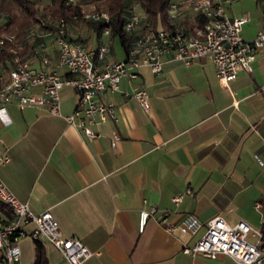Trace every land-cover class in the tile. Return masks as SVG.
<instances>
[{
    "label": "crops",
    "instance_id": "obj_1",
    "mask_svg": "<svg viewBox=\"0 0 264 264\" xmlns=\"http://www.w3.org/2000/svg\"><path fill=\"white\" fill-rule=\"evenodd\" d=\"M257 4L261 17L251 39L263 26L262 0ZM231 13L232 6L228 14L237 17ZM72 25V40L87 49L113 43L106 62L119 60L109 36L83 37ZM42 43L55 64L52 36L35 38L27 57L38 65ZM138 90L148 93V111L133 97ZM102 97L116 104L119 118L96 127L100 137L93 141L64 117L78 105L72 86L61 90V116L0 101V139L11 158L0 165L1 179L34 213L49 210L65 236L94 252L83 264H238L225 254L210 259L183 252L205 227L190 235L167 226L187 215L205 226L221 215L231 226L261 225L263 236L264 168L255 155L264 161V50L258 51L252 72H242L228 88L217 80L209 59L190 67L166 60L161 73L144 67L136 79L124 78L119 91ZM177 194H183L178 204L172 200ZM151 208L156 212L141 232L140 212ZM41 242L48 264H69L58 249ZM20 246L21 264L27 257L34 264L35 240L24 238Z\"/></svg>",
    "mask_w": 264,
    "mask_h": 264
},
{
    "label": "built area",
    "instance_id": "obj_2",
    "mask_svg": "<svg viewBox=\"0 0 264 264\" xmlns=\"http://www.w3.org/2000/svg\"><path fill=\"white\" fill-rule=\"evenodd\" d=\"M239 0H170L167 8L166 26L153 28L146 15L134 10L128 18L125 29L136 33L127 56L123 60L106 62L111 48L102 45L87 49L81 42L68 35V23L61 19L55 33H41L35 30V38L52 36L58 59L54 64L45 49L39 46V64L35 65L23 51L25 46L17 33L5 30V21L0 20V101L15 104L21 110L27 107L44 108L52 115H62L61 90L72 86L79 94L76 109L65 117L67 123L80 130L88 140L100 137L96 130L101 123L117 122V106L103 99L109 91L120 90L124 78L134 80L139 70L149 67L155 74L163 70L166 60L178 61L190 67L198 59H209L216 71L219 83L228 88L231 81L242 72L251 73L257 53L264 50V0H262L263 26L253 39H245L243 28L251 21L249 13L231 18L229 8ZM84 18L93 22L110 21L105 11L87 13ZM78 20V17H74ZM205 22L199 25V20ZM191 20V29L179 28L182 21ZM110 35V28L103 29V36ZM63 72L66 74L64 75ZM66 75H69L68 77ZM143 109H150L148 93L138 90L133 94ZM119 140H112L113 148ZM259 165L264 161L255 155ZM9 149L0 139V165L10 161ZM190 192V191H189ZM183 194L173 197V202L182 201ZM256 209L261 204L255 205ZM155 208L140 212V231H144ZM203 227L205 232L193 247L183 252L192 256L203 255L216 259L225 254L238 264H264L262 233L246 221L231 226L221 215L210 219L206 225L194 215H187L178 225H168L170 232L196 235ZM256 237L252 242L249 236ZM30 237L35 241L45 240L58 249L69 264H83L94 252L76 237L65 236L54 215L46 210L36 214L28 203L22 202L0 177V264H21L22 239Z\"/></svg>",
    "mask_w": 264,
    "mask_h": 264
},
{
    "label": "trees",
    "instance_id": "obj_3",
    "mask_svg": "<svg viewBox=\"0 0 264 264\" xmlns=\"http://www.w3.org/2000/svg\"><path fill=\"white\" fill-rule=\"evenodd\" d=\"M136 1L140 2L139 9L145 13L147 21L151 22L150 25L153 28H157L161 20L164 22L167 20V8L170 0H51L44 6H41V0H0V20L5 21L6 31L17 33L19 40L25 46L24 52L29 46H34L33 39L37 32L53 34L57 30L59 21L64 19L68 26L77 21H85L93 27L98 36L103 35L105 27L110 28V41L118 39L124 51L128 53L136 33H128L125 26L134 10ZM90 3L103 4L105 12L110 16V21L104 23L86 20L84 18L85 6ZM75 16L78 17V20L74 19ZM204 22L203 19H200L199 25ZM192 27L191 20H185L179 25V28L182 29H191ZM32 30L37 31L36 34H31ZM111 49L113 50V43ZM262 240H264V231ZM35 242L36 260L34 264H48L44 244L41 241Z\"/></svg>",
    "mask_w": 264,
    "mask_h": 264
},
{
    "label": "rangeland",
    "instance_id": "obj_4",
    "mask_svg": "<svg viewBox=\"0 0 264 264\" xmlns=\"http://www.w3.org/2000/svg\"><path fill=\"white\" fill-rule=\"evenodd\" d=\"M50 1L51 0H41V6H44L47 3H50ZM232 7H233V13H231V15L240 17L244 13H249L252 16V21L244 26L243 33H242L246 39H251L254 35L256 25H257V23L261 17V7L257 4V0H239L236 3H234L232 5ZM104 9H105V7L101 3H90V4H87L85 6V11L87 13H92V12H95L98 10L105 11ZM136 11L139 12L140 14L145 15V13L139 8ZM1 21H3V20H1ZM165 22L167 23L168 19ZM165 22L161 20L160 23L158 24V27L159 26H161V27L166 26ZM72 26L75 27V31L79 35H82L83 37H87L89 35L95 36V34H97L93 30V27L90 26L85 21H77ZM79 37H81V36H79ZM114 46H115V49L118 53V59L123 60V57L125 56V51H124L123 47L121 46V43L118 39L115 40ZM254 228L259 230V231H262L261 225H257ZM249 239L253 240V241L255 240V238H253L252 235L249 236ZM25 262H26L25 264H32V257H30L29 259H28V257L25 258Z\"/></svg>",
    "mask_w": 264,
    "mask_h": 264
}]
</instances>
